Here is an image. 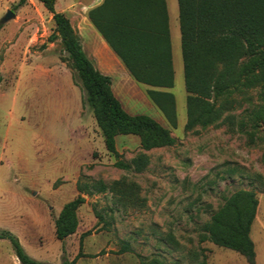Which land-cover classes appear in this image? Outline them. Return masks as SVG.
I'll return each instance as SVG.
<instances>
[{
  "label": "rangeland",
  "instance_id": "1",
  "mask_svg": "<svg viewBox=\"0 0 264 264\" xmlns=\"http://www.w3.org/2000/svg\"><path fill=\"white\" fill-rule=\"evenodd\" d=\"M65 1V0H64ZM178 11V0H168ZM0 0V230L15 235L33 258L62 264H250L237 251L202 240L204 225L239 190L256 192L251 229L256 264H264V132L239 126L258 102L260 86L236 94L235 108L217 126L187 129V95L178 26L173 35L176 122L147 95L128 69L110 71L113 89L131 114L167 127L175 143L144 150L136 134L118 136L121 159L145 154L144 170L118 167L108 151L82 82L71 67L53 15L39 0ZM62 3V0H60ZM65 14L71 19L70 13ZM125 66V65H124ZM102 181L108 188L96 191ZM79 224L67 240L55 217L79 195ZM111 187H114L113 189ZM83 245L81 248V237ZM0 264H21L9 239H0Z\"/></svg>",
  "mask_w": 264,
  "mask_h": 264
},
{
  "label": "trees",
  "instance_id": "2",
  "mask_svg": "<svg viewBox=\"0 0 264 264\" xmlns=\"http://www.w3.org/2000/svg\"><path fill=\"white\" fill-rule=\"evenodd\" d=\"M26 0H21L23 5ZM53 15L55 36L62 39L71 67L82 82L85 101L92 108L104 135L105 144L123 169L142 171L148 156L132 162L121 159L118 136L136 134L144 150L175 143L171 131L146 114H131L116 96L112 78L101 72L84 51L81 38L65 12L56 10L57 0H39ZM109 0L92 8L88 16L128 69L133 78L148 86L147 95L172 121L176 122V98L169 91L175 86V67L167 0H120L123 30L131 34L113 38L105 13ZM181 51L187 95V129L217 126L224 113L235 108L236 94H246L260 86L258 102L244 109L239 126L244 131L264 132V0H178ZM156 19L158 24L145 23ZM127 20H138L136 24ZM144 21V22H143ZM3 24L0 22V32ZM125 32V31H124ZM1 81V77H0ZM98 192L108 186L92 184ZM90 186L78 183L79 195L67 202L55 217L56 236L65 240L78 228V209L91 194ZM112 189L114 187H111ZM255 191L239 190L204 225L202 240L233 249L256 264V247L251 229L258 211ZM81 237V248L83 245ZM0 238L9 239L22 264H52L31 257L11 232L0 230ZM82 251L70 260L63 254L62 264H75ZM143 264H163L158 260ZM195 264H208L206 255Z\"/></svg>",
  "mask_w": 264,
  "mask_h": 264
},
{
  "label": "crops",
  "instance_id": "3",
  "mask_svg": "<svg viewBox=\"0 0 264 264\" xmlns=\"http://www.w3.org/2000/svg\"><path fill=\"white\" fill-rule=\"evenodd\" d=\"M104 1L105 0H62V3H60V0H57L56 10L59 12L70 13L71 22L81 38L84 51L101 72L110 76V71L123 69L125 66L118 54L113 50V48L104 38V36L98 31V29L93 25L88 16V13L92 8L101 5ZM119 1L120 0H109L107 6L105 7V13H107L111 18L108 26L110 31L114 33L113 38L116 40L123 39L125 36H128V34H131L127 30L122 29V25L124 24L122 21L123 9ZM167 6L173 46V35L174 33H177L178 26L180 27L179 5L178 11H175L174 8L172 10V8H170L169 1L167 0ZM128 21L129 20H127V22ZM137 22L139 21L132 20L128 23L136 24ZM145 23L156 25L159 23V21L156 19H149L146 20ZM70 236H68L66 240ZM16 260L17 262H20L17 255Z\"/></svg>",
  "mask_w": 264,
  "mask_h": 264
},
{
  "label": "water",
  "instance_id": "4",
  "mask_svg": "<svg viewBox=\"0 0 264 264\" xmlns=\"http://www.w3.org/2000/svg\"><path fill=\"white\" fill-rule=\"evenodd\" d=\"M16 16V13L13 10H9L8 13L5 15V17L2 19L1 23H5L9 21L10 19L14 18Z\"/></svg>",
  "mask_w": 264,
  "mask_h": 264
}]
</instances>
